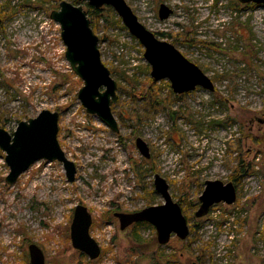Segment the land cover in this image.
<instances>
[{"label":"rangeland","instance_id":"374dc122","mask_svg":"<svg viewBox=\"0 0 264 264\" xmlns=\"http://www.w3.org/2000/svg\"><path fill=\"white\" fill-rule=\"evenodd\" d=\"M62 1L94 10L85 0H0V128L13 133L43 110L58 112L59 143L77 167L69 182L62 163L39 161L9 185L0 150V264H30L32 244L46 264H263L264 7L236 0H125L147 29L175 45L216 87L180 95L169 80L152 85L144 47L113 8L90 15L102 61L118 83L111 104L116 133L78 98L83 81L50 17ZM162 4L173 10L166 20L159 18ZM150 91L164 102L151 105ZM138 138L150 158L137 149ZM240 161L242 175L235 172ZM156 175L182 207L187 240L174 235L161 246L149 223L120 229L115 213L164 203ZM214 180L232 182L237 201L196 219L199 197ZM78 205L93 218L90 234L102 250L95 261L72 246Z\"/></svg>","mask_w":264,"mask_h":264},{"label":"water","instance_id":"95a60500","mask_svg":"<svg viewBox=\"0 0 264 264\" xmlns=\"http://www.w3.org/2000/svg\"><path fill=\"white\" fill-rule=\"evenodd\" d=\"M94 9L108 6L114 9L124 26L144 47V57L151 67L154 81L169 80L176 94H185L205 89L216 91L213 80L194 62L190 61L175 45L161 40L147 29L125 0H85ZM243 5L264 7V0H237ZM173 10L162 4L159 18L166 20ZM1 17V8H0ZM51 19L61 29V38L66 47L65 57L72 71L83 81L78 98L88 114L97 115L111 130L120 132L118 122L112 112L111 104L118 89L110 69L102 61L99 49L100 39L92 28L87 11L81 5L62 1L59 8L53 10ZM60 114L43 110L37 117L21 121L17 129L10 133L0 128V150L5 153V162L10 172L6 183L13 185L18 178L39 161L60 162L66 171L69 182L76 180L77 167L63 151L59 140ZM136 147L141 155L150 158V148L141 139H136ZM154 186L164 203L149 206L134 213H115L120 229L138 223H149L156 229L159 245H167L175 235L180 240L190 236L188 220L181 205L174 201L167 181L160 175L155 176ZM237 201V189L232 182L227 184L219 180L207 181L199 197L196 219L206 217L210 210L220 203L228 206ZM93 218L87 207L76 206L71 224V242L74 249L86 255L89 260H97L102 253L98 242L91 236ZM30 264H46L43 251L35 244L29 246Z\"/></svg>","mask_w":264,"mask_h":264},{"label":"trees","instance_id":"16d2710c","mask_svg":"<svg viewBox=\"0 0 264 264\" xmlns=\"http://www.w3.org/2000/svg\"><path fill=\"white\" fill-rule=\"evenodd\" d=\"M235 2H238L237 0L235 1ZM73 4H76V5H78V3L77 2H73ZM239 5V4H238ZM248 6H250V7H254L255 5H253V4H250V5H248ZM58 8V7H57ZM102 9L103 8H101V9H94V10H92V9H90L89 11H87V13H88V15H89V17H90V15L91 16H96L97 18L101 15L100 13L102 12ZM92 28L94 29V25L92 24ZM153 80V79H152ZM151 81V80H150ZM152 82V85H155V81L153 80V81H151ZM154 92V91H153ZM152 91H150L149 92V97L147 98L148 99V101H149V103L151 104V105H153V104H155V105H157V104H159V103H161V102H164V101H162L159 97H158V94L157 93H153ZM232 121H231V119H229V123H231ZM231 145V144H230ZM242 165V162L240 161V163H237V165H236V167H235V169H236V171L235 172H237L238 174H245L246 173V168L245 167H243V166H241ZM199 204V203H198ZM192 231H193V229H192ZM192 242V241H191ZM188 246H190V244L188 245ZM202 253H203V250H202ZM165 257H162L161 256V260H163ZM197 260H198V262H201L202 261V256H197ZM212 264V263H211ZM263 264H264V261H263Z\"/></svg>","mask_w":264,"mask_h":264},{"label":"bare ground","instance_id":"6f19581e","mask_svg":"<svg viewBox=\"0 0 264 264\" xmlns=\"http://www.w3.org/2000/svg\"><path fill=\"white\" fill-rule=\"evenodd\" d=\"M199 205H200V203H199Z\"/></svg>","mask_w":264,"mask_h":264}]
</instances>
